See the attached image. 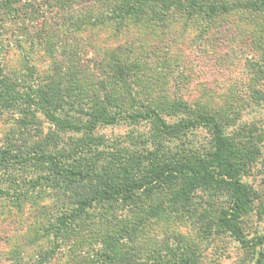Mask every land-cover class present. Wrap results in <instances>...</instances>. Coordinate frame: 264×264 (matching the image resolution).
I'll return each instance as SVG.
<instances>
[{
  "label": "rangeland",
  "instance_id": "rangeland-1",
  "mask_svg": "<svg viewBox=\"0 0 264 264\" xmlns=\"http://www.w3.org/2000/svg\"><path fill=\"white\" fill-rule=\"evenodd\" d=\"M103 9L102 0H0V56L7 76L16 77L21 93L40 89L45 93L58 82L75 92L78 89L76 95L85 106L103 100L108 90L123 108L130 107L131 93L146 102L166 103L169 109L163 110L169 120L178 113L171 110V101L178 98L215 109L228 104L230 115L236 114V131L241 133L237 140L253 145L262 155L250 177L263 184L264 69L260 63H264V11L233 13L221 26L200 21L183 35L177 24L175 32L158 40L150 30L140 31L134 21H91L107 13ZM135 52H143L153 66L145 78L139 77V83L128 74L125 80L131 81L130 86L111 66L101 63L107 54L131 61ZM25 107L23 113L19 106L2 111L0 147H21L30 138L45 147L49 135L59 134L69 151L77 152L72 163L80 162L86 151L80 139L83 133L64 131L31 103ZM147 127L145 122L104 125L98 133L115 139L135 133L136 138ZM11 167L9 177L8 170L0 171V264H131L130 257L137 252L135 260L140 264H177L185 255L197 264H255L260 245L253 240L264 234V196L240 221L249 241L245 244L219 228L216 206L221 201L214 203L208 195L182 212L180 221L146 218L133 231L129 225L144 218L152 197L137 196L132 206L123 202L97 205L80 226L68 228L56 239V223L69 204L72 188L49 183L57 177L45 165L29 162ZM38 177L42 182L34 187ZM171 193L164 189L152 199L165 200ZM112 241L116 243L110 247ZM54 248V257L48 260L46 252Z\"/></svg>",
  "mask_w": 264,
  "mask_h": 264
},
{
  "label": "trees",
  "instance_id": "trees-1",
  "mask_svg": "<svg viewBox=\"0 0 264 264\" xmlns=\"http://www.w3.org/2000/svg\"><path fill=\"white\" fill-rule=\"evenodd\" d=\"M102 1L103 10L107 13L91 21H134L140 25V31L150 30L156 39L175 32L177 29L174 28L178 25L181 27L178 33L183 35L189 26L200 21L199 24L210 27L215 24L221 26L233 13L240 14L242 10L264 11V0ZM142 53H132L131 61L129 57L125 61L118 54L114 57L107 54L109 58H102L101 63L111 66L115 75L130 86L131 81L125 80L128 74L139 83V77L145 78L144 75L153 66L152 59L147 61ZM155 55L156 52L153 57ZM111 59L113 61L109 62ZM29 60L27 63H30ZM26 66L31 71L34 69L32 65ZM161 66L165 67L166 63ZM260 66L264 69V63H260ZM5 71L6 65L0 56V117L5 118L3 110L17 106L23 113L27 103H31L32 108L45 113L64 131L74 130L82 132L84 136L80 139L86 151L83 157L79 155L80 162L75 164L72 157L77 152L74 149L69 151L65 139L56 133V136L49 135L44 140L45 147L31 138L21 143V147H0V171L8 170V177L11 165L36 162L37 165H45L57 177L53 180L44 177L50 179L49 183L72 188L69 204L56 223L54 238L63 237L68 228L80 226L92 207L122 202L132 206L137 196L149 199L164 189H170L173 190L172 196L165 200L150 198L152 203L146 205L144 218L129 225L132 231L143 226L146 218L180 221V215L191 209L197 199L206 200L205 195H208L214 197V203L219 199L221 201L216 206L219 228L230 232L244 244L249 242L243 236L240 221L249 208L264 196V179L262 184L250 177L254 162L262 155L253 145L248 146L237 140L241 133L236 131V119L233 121L236 114L230 115L228 104L215 109L178 98L171 101L174 104L171 110L174 114L178 110V113L173 120H169L163 110L169 109L166 103L153 104L131 93L128 96L130 107L126 108L120 107L108 90L103 100L96 99L93 104L85 106L76 95L78 89L75 92L58 82L45 93L40 89L24 94L17 86L16 77H8L9 73ZM135 104L138 109L132 107ZM111 107L109 111L107 108ZM139 122L148 123V127L136 138L135 133H127L116 139L98 133V129L104 125L125 123L136 126ZM202 132L205 134L202 135ZM9 138L11 143L13 139ZM67 159L70 161L65 162ZM41 182L38 177L33 183L34 187H39ZM223 196L224 200H221ZM253 242L256 246L260 245L255 264H264V234ZM112 243L110 247L116 242ZM55 252V248L51 249L45 257L49 260ZM137 253L130 257L131 264H140L135 260ZM177 264L197 262L185 255Z\"/></svg>",
  "mask_w": 264,
  "mask_h": 264
}]
</instances>
